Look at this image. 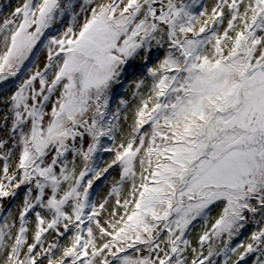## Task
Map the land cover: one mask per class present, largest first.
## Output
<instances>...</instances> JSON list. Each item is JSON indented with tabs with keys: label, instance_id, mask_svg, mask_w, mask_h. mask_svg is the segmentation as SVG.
Segmentation results:
<instances>
[{
	"label": "snow or ice",
	"instance_id": "6c2138e0",
	"mask_svg": "<svg viewBox=\"0 0 264 264\" xmlns=\"http://www.w3.org/2000/svg\"><path fill=\"white\" fill-rule=\"evenodd\" d=\"M38 43L43 66L0 96V202L23 189L17 215L0 203V264H264V0H22L0 82ZM154 49L128 123L111 98Z\"/></svg>",
	"mask_w": 264,
	"mask_h": 264
},
{
	"label": "rangeland",
	"instance_id": "374dc122",
	"mask_svg": "<svg viewBox=\"0 0 264 264\" xmlns=\"http://www.w3.org/2000/svg\"><path fill=\"white\" fill-rule=\"evenodd\" d=\"M212 2L213 0H203V3H205L209 7ZM21 3L22 0H0V22H2V20L5 17L9 16L10 13L15 9V7L19 6ZM57 27H60V25H57ZM40 53L42 54L41 56L43 58L46 57V50L43 49V45L41 43H38L36 49H34L33 55L30 57V60L25 62V66L22 72L17 77H9L8 80L0 82V96L10 95L11 92L15 90L16 85L19 82H21L24 78H26L28 74H30L27 72L28 68H32L33 71H35L37 66L39 67L43 66V63L45 61L43 58L37 61L38 54ZM163 54H164V49H160L159 53H157L154 49L153 55L150 58L147 66L144 65V61L142 59L137 58L135 61L131 63L129 70L126 73V77L122 79L121 84L115 88V93L111 98V106L113 110H115L121 98L127 100L128 101L127 115L129 117L128 123L131 122L133 110L138 104V99L133 97V93L137 91V89L135 88L136 82L141 79H145V77L147 76V67H153L160 59L163 58ZM150 83H151L150 80L145 79V84L142 86V89L140 90L141 95L147 94V88L149 87ZM124 115L125 113L122 111L121 112L122 122ZM126 127L127 125L125 124V128ZM120 139L121 136H118L116 142L119 143ZM69 159H71V157ZM111 159H112V154L106 153L105 160L110 161ZM118 178H119V168L117 167L111 171V175L109 176L108 181L104 183L102 190H100L96 195V199L98 200L102 199L103 196L107 194V191L111 187L113 180ZM20 192H21V196H18L17 199L12 200L11 198H6L2 202H0L2 203L3 209H10L14 215H17L18 214L17 207L20 205L22 201L23 189H21ZM218 211H219L218 208H213L209 216V223L207 225V228L211 227V223L214 222L218 214ZM2 222L3 220L2 218H0V223ZM207 228L204 226L202 221L196 223L195 227L192 229V232L188 236V238L192 241L193 246L197 244L199 235L202 234L204 231H206ZM254 228H255L254 224H249L239 236L235 237L231 241V245L235 247L236 245L243 243L244 246H247V244L249 243L251 232L253 231ZM217 243H218V247H223L222 241H219ZM241 251H243V248H239L237 253L233 254L230 257L229 264H233V261L237 259V256ZM188 258L191 259V256H189ZM219 259L221 261V264H223V258L221 257ZM252 259L253 257L251 256L246 257V259L244 261H241L240 264H252Z\"/></svg>",
	"mask_w": 264,
	"mask_h": 264
},
{
	"label": "bare ground",
	"instance_id": "6f19581e",
	"mask_svg": "<svg viewBox=\"0 0 264 264\" xmlns=\"http://www.w3.org/2000/svg\"><path fill=\"white\" fill-rule=\"evenodd\" d=\"M41 55H42L41 53L38 54L37 61L40 60L41 58H43ZM43 59L45 60V58H43Z\"/></svg>",
	"mask_w": 264,
	"mask_h": 264
}]
</instances>
